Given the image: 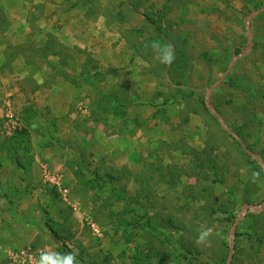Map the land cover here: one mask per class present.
Returning a JSON list of instances; mask_svg holds the SVG:
<instances>
[{"label":"rangeland","instance_id":"rangeland-1","mask_svg":"<svg viewBox=\"0 0 264 264\" xmlns=\"http://www.w3.org/2000/svg\"><path fill=\"white\" fill-rule=\"evenodd\" d=\"M19 55L57 76L82 59L76 82L110 88L74 131L17 103ZM242 144L264 164V0H0V264H226L244 204L230 264H264V169Z\"/></svg>","mask_w":264,"mask_h":264},{"label":"crops","instance_id":"crops-1","mask_svg":"<svg viewBox=\"0 0 264 264\" xmlns=\"http://www.w3.org/2000/svg\"><path fill=\"white\" fill-rule=\"evenodd\" d=\"M20 22L21 21L13 22V24H19V27H21ZM24 25L27 24L24 23ZM23 30L29 32L30 28L29 26H27V29L23 28ZM113 37L114 36H112V42H114ZM16 39H19L18 44L26 40L25 37H20V35H17ZM75 40L76 42H73L72 45H78L81 47V45L77 42V39ZM89 50L93 52L95 48H89ZM110 52L111 54L116 52L115 48L111 47L108 51V54ZM93 53L95 55L93 54L92 57L96 60H99L100 57L99 55H97L98 52L96 51ZM54 58L57 57H49V59L54 61L53 63H57L58 60L55 61ZM15 60L18 69L17 74L20 80L14 87L18 97L17 103L23 105L26 108H29L31 106L34 108L45 107L51 118L58 115L59 117L67 119L65 117L67 115L69 117L67 121L70 119L69 124L70 127L73 128V130L75 129L73 124L75 122V119L78 117V114L76 113L77 111L72 112V108H74L75 110V108H78L80 105L87 106L88 103H93L98 94H100V91L103 90V92H106V90L108 91L110 88L107 87L105 89L97 82H94L91 85L76 82V78H74L75 76L79 75L78 79H82V72L80 70L83 63L82 59L78 61L79 67H77V69L74 66V69H76L74 70V72L64 66L60 68L62 69V74H60L59 76L55 75L52 69L48 67V69L44 67L42 70L35 69L34 67L26 64L21 55L15 57ZM76 61L74 62V65H76ZM110 62H112V59H108V62L105 61L106 64L104 63V61L102 63L107 69L110 66L114 67L116 65L115 63L111 65ZM79 109L81 110V106L79 107ZM119 120H121L119 117L109 115L107 123L109 126H111L114 125V123H119ZM102 128L104 127L102 125H99L98 131H100ZM69 133L70 132L66 133V136H68ZM78 135L80 137L82 136V134H80L79 132Z\"/></svg>","mask_w":264,"mask_h":264},{"label":"clouds","instance_id":"clouds-1","mask_svg":"<svg viewBox=\"0 0 264 264\" xmlns=\"http://www.w3.org/2000/svg\"><path fill=\"white\" fill-rule=\"evenodd\" d=\"M149 47L152 49L154 58L158 63L165 66H170L173 63L175 53L171 44L153 41ZM258 175V172L254 173V176ZM212 235L213 230L211 228H202L197 234L195 244L198 246L208 244ZM35 264H79V262L76 255L71 252L60 254L52 251H42L39 260Z\"/></svg>","mask_w":264,"mask_h":264},{"label":"water","instance_id":"water-1","mask_svg":"<svg viewBox=\"0 0 264 264\" xmlns=\"http://www.w3.org/2000/svg\"><path fill=\"white\" fill-rule=\"evenodd\" d=\"M252 16H254V13H252V14L249 16L248 19H251ZM247 38L250 39V33L247 34ZM208 96H209V94L207 93V95H206V99H208ZM209 109H210V107H209ZM242 148L244 149L245 152L249 153L243 144H242ZM249 154L252 155V157L255 158V159L259 162V164L262 166V168L264 169V164H263V162L260 160V158H259L257 155L253 154V153H249ZM251 208H254V207L249 206V205H247V204H244V205H242V207H241V214H240V216H239L237 222L235 223V225L233 226V228H232V230H231V234H230V235H231V247H230V250H229V254H228V258H227L226 264H230V263H231V260H232L233 249H234V239H233V236H234V234H235L236 228H237L239 222L241 221V219L244 217V213H245V211L248 210V209H251Z\"/></svg>","mask_w":264,"mask_h":264},{"label":"built area","instance_id":"built-area-1","mask_svg":"<svg viewBox=\"0 0 264 264\" xmlns=\"http://www.w3.org/2000/svg\"><path fill=\"white\" fill-rule=\"evenodd\" d=\"M21 258H24L23 264H35V262H36V259L32 255H29V253L28 254L23 253L21 255ZM18 260H19V256L16 257V262ZM19 264H21V262Z\"/></svg>","mask_w":264,"mask_h":264},{"label":"trees","instance_id":"trees-1","mask_svg":"<svg viewBox=\"0 0 264 264\" xmlns=\"http://www.w3.org/2000/svg\"><path fill=\"white\" fill-rule=\"evenodd\" d=\"M237 52V51H236ZM178 251V250H177ZM183 256V252L182 251H179V253H178V257H182ZM222 263L224 264V260H222Z\"/></svg>","mask_w":264,"mask_h":264}]
</instances>
